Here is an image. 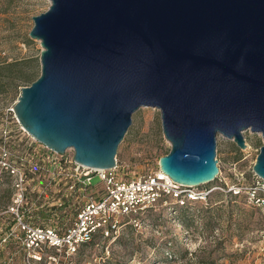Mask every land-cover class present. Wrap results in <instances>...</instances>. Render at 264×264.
<instances>
[{
  "label": "water",
  "instance_id": "95a60500",
  "mask_svg": "<svg viewBox=\"0 0 264 264\" xmlns=\"http://www.w3.org/2000/svg\"><path fill=\"white\" fill-rule=\"evenodd\" d=\"M31 17L40 72L12 110L36 140L111 167L133 112L154 106L175 182L213 180L216 135L245 147V129L264 179V0H49Z\"/></svg>",
  "mask_w": 264,
  "mask_h": 264
},
{
  "label": "rangeland",
  "instance_id": "374dc122",
  "mask_svg": "<svg viewBox=\"0 0 264 264\" xmlns=\"http://www.w3.org/2000/svg\"><path fill=\"white\" fill-rule=\"evenodd\" d=\"M48 5L49 0H0V67L5 61L23 60L25 71L33 77L39 74L41 45L28 32L33 24L31 16L46 10ZM9 81L1 68L0 159L3 146L14 154L22 153L21 169L36 172L33 179L28 175L24 182L28 195L25 207L41 225L61 226L74 220L75 207H65L60 197L63 185L55 183L30 158V150L37 142L27 134L24 143L17 145L13 141L18 127L11 109L20 86ZM1 124L11 128L13 135L5 138ZM243 135L245 147L216 135L218 174L210 182L196 186V190H207L206 194L186 200L183 193L184 203L168 197L164 205L152 210V215L141 213L135 222L121 225L112 235L96 234L70 253H55L56 248L42 246L40 261L31 259L25 243L17 238L22 231L13 223L12 215L5 212L16 195L17 177L9 174L0 161V264H264V206L251 201L256 182L252 164L263 139L260 132L250 129L243 130ZM169 148L159 109L140 106L132 114L115 158L129 175L137 176L157 170L159 156ZM92 182H98L96 175ZM233 186H237V193ZM258 194L262 196L263 192ZM181 204L186 208V224L179 214ZM4 232L8 233L5 240ZM168 238L172 244L167 242Z\"/></svg>",
  "mask_w": 264,
  "mask_h": 264
},
{
  "label": "built area",
  "instance_id": "2783aa9c",
  "mask_svg": "<svg viewBox=\"0 0 264 264\" xmlns=\"http://www.w3.org/2000/svg\"><path fill=\"white\" fill-rule=\"evenodd\" d=\"M15 121L18 123V131L14 135L10 134L11 128H5L6 126L1 124L2 135L5 138L13 135V141L17 145L25 142L26 134L37 142L30 150V158H33L35 164L44 169L55 183L60 182L63 185L60 197H63L65 207L74 206L76 210L73 221L64 222L57 227L41 225L35 214L24 205L28 199L24 182L28 175L33 179L36 172L27 173L21 169L22 153L14 154L9 148L2 147L0 159L2 166L9 174L17 177L16 195L6 206L5 212L12 215L13 223L22 231L17 238L25 243V248L34 261L42 259L44 252L42 246L56 248L58 252L55 253H70L80 244L92 240L96 234L103 237L112 235L121 225L135 222L141 213L164 205L167 202L166 196L179 199L182 203L183 193H186V198L195 199L208 192L196 190V186L181 185L160 168L131 176L116 158L115 164L111 167L84 165L74 159L72 148H67L63 153L56 152L30 135L16 116ZM94 175L98 177V182H92ZM255 184L251 192V201L264 206V179L258 177ZM233 189L238 191L237 186H233ZM259 191L263 192L262 196L258 194ZM4 234L3 240L8 236V233Z\"/></svg>",
  "mask_w": 264,
  "mask_h": 264
},
{
  "label": "trees",
  "instance_id": "16d2710c",
  "mask_svg": "<svg viewBox=\"0 0 264 264\" xmlns=\"http://www.w3.org/2000/svg\"><path fill=\"white\" fill-rule=\"evenodd\" d=\"M23 64L24 61L23 60H11V61H5L4 64L0 67V69L2 68V70L6 73L7 76L10 77V84H13L15 86H22V85H26L29 84L34 78H36L37 76H32L31 73H28L27 71H25L23 69ZM17 81V82H14ZM20 88V87H19ZM20 92V89L18 90ZM17 127H18V123L15 121ZM16 143V142H15ZM253 175L255 176L256 180L258 179V177L253 173ZM256 183V182H255ZM258 185V184H255ZM237 193V192H235ZM171 197V196H166V198ZM174 198V197H172ZM176 199V198H174ZM186 200L188 198H185ZM184 203V200L183 202ZM175 210V208H173ZM185 205L181 204L180 205V211L179 214L182 216V220L185 224L187 223L186 219H185ZM154 212L152 210H148L146 212L147 216L152 215ZM91 241V240H90ZM88 241V242H90ZM86 242V243H88ZM167 242L169 244L171 243V238H168Z\"/></svg>",
  "mask_w": 264,
  "mask_h": 264
}]
</instances>
